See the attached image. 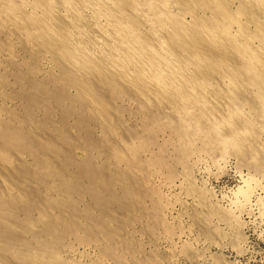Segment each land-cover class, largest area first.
<instances>
[{"label": "bare ground", "instance_id": "1", "mask_svg": "<svg viewBox=\"0 0 264 264\" xmlns=\"http://www.w3.org/2000/svg\"><path fill=\"white\" fill-rule=\"evenodd\" d=\"M263 12L264 0H0V55L18 87L3 95L24 104L0 105V264H81L60 255L73 241L113 264H163L132 228L174 231L158 170L171 179L199 143L264 175ZM199 196L193 219L209 233L218 212Z\"/></svg>", "mask_w": 264, "mask_h": 264}, {"label": "rangeland", "instance_id": "2", "mask_svg": "<svg viewBox=\"0 0 264 264\" xmlns=\"http://www.w3.org/2000/svg\"><path fill=\"white\" fill-rule=\"evenodd\" d=\"M262 18L264 20V12L262 13ZM243 21H246V19ZM249 27L250 30H254L255 28L253 24H250ZM237 29V26H233L232 30L233 32H236ZM0 32L1 43V39L3 37L2 28H0ZM16 42L17 41L15 40L14 47H18H15L14 55L16 56V60H21L22 52L20 51L19 43ZM254 44L258 45L259 43L255 40ZM4 53L5 52L1 54L2 56L0 55V66H2L0 67V80L5 79L4 82H6V84L0 81V88H3L2 91L0 89V92L2 93L0 94V102L2 103H0V105H3V108L6 107L9 109H13L14 107V111L18 113L21 112L20 115H23L24 113L22 111L24 109V104L22 101H9L10 99L4 97L7 92L10 93L11 91L13 92L18 89L15 85V81H13L15 69L8 65L10 55L9 53ZM19 56L21 58H19ZM44 65L46 66L44 67L48 69L49 63L44 62ZM25 82L26 86L30 84V81H24V86ZM3 90L5 91L4 93ZM126 104L127 106L128 104L132 106L133 101L131 102L128 100L126 101ZM11 106L12 108H10ZM39 114L41 113L39 112ZM128 117L129 115L127 114L125 120L127 121L128 119V123L131 124L133 121L132 124L137 125V117L134 115H130V119ZM260 124L262 128H264V121ZM161 133V135H158L159 139L157 138V141L159 140V144L165 140L168 141V145L167 147L165 146V148L169 150L166 149L165 157L167 159V153L170 155L167 160V162H169L171 156L176 158V151H174L175 147L172 145L174 144L172 143V140L176 141V138L169 131H166V133L163 131ZM169 141H171V144ZM156 146L157 145H154V148L151 147L150 149L157 151L158 147ZM76 150L74 152L75 157L77 159H84L83 157H85V152L81 148ZM155 151L152 152L155 153ZM149 153L150 150L146 153V155L148 156ZM234 156L235 155L231 153H227V155H225L210 150L206 151V149L198 143L194 146L192 154L186 159L184 165H177L174 163L175 167H173V169H177L174 171L175 175L171 179L167 178L168 170L165 168L158 170L159 172L157 175L155 174L152 176V184L157 188L160 195L162 194L161 196L163 201L161 202L163 206L165 207L167 205V208H163L161 214L165 217V222L169 224V228L172 227L170 230L174 231H172L170 235L168 234L170 232H164L166 229L164 230V228L162 229V227H159L158 229L156 228L157 231L154 233H148L150 235L149 237V235L143 231L146 227L145 225L147 224V222L144 221L146 218L137 222L138 224L135 223L132 227L135 231L133 229L132 230L133 232H136L137 230L140 232H136V235L135 233L134 235L136 237L135 239L139 238L138 241L142 243L141 245H144L143 248L145 247V253L148 254L150 251H156L158 256H161H159V258L162 260L163 264H264V175L258 173L250 165L242 163L238 156ZM172 160L174 159L171 158L169 163L172 162L173 164L174 161ZM166 171L167 173H165ZM27 182L21 185L23 186L22 188L25 190L33 189V185L35 184L34 181L29 179ZM4 183L5 179H3V188ZM195 190H197V192ZM245 190L248 192L251 191L248 194L249 197L244 195L243 192ZM199 193H203L207 203L211 204H209L210 208H215L214 210H217L218 212L216 215H211L212 217L210 216L209 218V233H207V231L205 232V230L199 225H196L193 219L195 211L203 210V206L201 205L202 203L199 201L201 200ZM141 221L143 223H141ZM140 225L142 226V229ZM143 226L145 227L143 228ZM143 232L146 234H143ZM70 240L72 239H69V241ZM73 243L74 247L71 244V248H67V251L70 253L72 252L71 254L67 252L66 249L62 248L60 250V255L63 254V258L68 259L69 257L70 260L71 257V261L73 260L74 262L81 264H95L96 262V264H113L112 259H109L108 257L105 258V256H99L100 254L102 255L100 252L102 248L97 245L98 243L89 242L90 244H88L87 242H78V244L75 241H73ZM80 244L83 245L81 246ZM185 247L190 248L191 254L184 250ZM165 257L167 258L166 261ZM98 259L101 260L99 261Z\"/></svg>", "mask_w": 264, "mask_h": 264}]
</instances>
